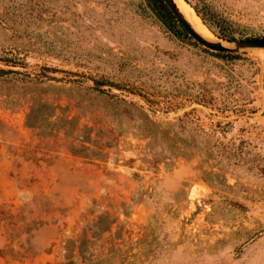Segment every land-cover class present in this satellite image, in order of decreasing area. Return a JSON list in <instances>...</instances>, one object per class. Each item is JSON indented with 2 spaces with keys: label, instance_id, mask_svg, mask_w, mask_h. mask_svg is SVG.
Here are the masks:
<instances>
[{
  "label": "rangeland",
  "instance_id": "obj_1",
  "mask_svg": "<svg viewBox=\"0 0 264 264\" xmlns=\"http://www.w3.org/2000/svg\"><path fill=\"white\" fill-rule=\"evenodd\" d=\"M181 1L264 37V0ZM157 7L0 0V264H264V50Z\"/></svg>",
  "mask_w": 264,
  "mask_h": 264
},
{
  "label": "water",
  "instance_id": "obj_2",
  "mask_svg": "<svg viewBox=\"0 0 264 264\" xmlns=\"http://www.w3.org/2000/svg\"><path fill=\"white\" fill-rule=\"evenodd\" d=\"M163 3L170 11L181 28L198 44L204 48L220 52V53H237L241 50H264V37L246 38L237 41H227V46H223L220 42H211L201 37L187 22L184 16L181 14L173 0H163ZM95 86H102L99 83H94Z\"/></svg>",
  "mask_w": 264,
  "mask_h": 264
},
{
  "label": "bare ground",
  "instance_id": "obj_3",
  "mask_svg": "<svg viewBox=\"0 0 264 264\" xmlns=\"http://www.w3.org/2000/svg\"><path fill=\"white\" fill-rule=\"evenodd\" d=\"M181 12V14L184 16V18L187 20V22L191 25V27L205 40L215 42L209 33V31L206 29L204 25L201 24L199 19L196 17L195 13L193 12L192 8H190L187 4L183 3L181 0H173ZM217 42V40H216ZM223 46H227L226 43H221Z\"/></svg>",
  "mask_w": 264,
  "mask_h": 264
},
{
  "label": "trees",
  "instance_id": "obj_4",
  "mask_svg": "<svg viewBox=\"0 0 264 264\" xmlns=\"http://www.w3.org/2000/svg\"><path fill=\"white\" fill-rule=\"evenodd\" d=\"M150 1H154V3L158 6L157 8H158L159 12L164 17V18L162 17L163 20H165V21L166 20L167 21L173 20L175 24L177 23V21L175 20V18L172 16V14L170 13V11L167 9V7L165 6V4L163 3V0H150ZM220 36L222 37V35H220ZM223 38L226 39L227 41H233V39L232 38H229V37H223ZM223 54H226L227 56H229L231 58H233L235 56L233 54H228V53H223ZM4 72H6V71L0 70V73H4Z\"/></svg>",
  "mask_w": 264,
  "mask_h": 264
}]
</instances>
